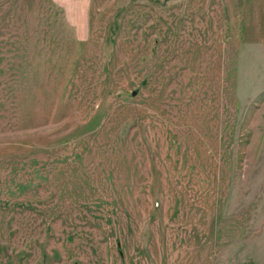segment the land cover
<instances>
[{"label": "rangeland", "instance_id": "1", "mask_svg": "<svg viewBox=\"0 0 264 264\" xmlns=\"http://www.w3.org/2000/svg\"><path fill=\"white\" fill-rule=\"evenodd\" d=\"M0 264H264L260 0H0Z\"/></svg>", "mask_w": 264, "mask_h": 264}, {"label": "crops", "instance_id": "2", "mask_svg": "<svg viewBox=\"0 0 264 264\" xmlns=\"http://www.w3.org/2000/svg\"><path fill=\"white\" fill-rule=\"evenodd\" d=\"M260 36L264 40V0H260Z\"/></svg>", "mask_w": 264, "mask_h": 264}]
</instances>
